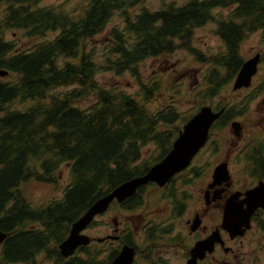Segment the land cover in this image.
Segmentation results:
<instances>
[{"label": "trees", "instance_id": "16d2710c", "mask_svg": "<svg viewBox=\"0 0 264 264\" xmlns=\"http://www.w3.org/2000/svg\"><path fill=\"white\" fill-rule=\"evenodd\" d=\"M3 1L10 9L0 20V70L14 79L0 77V238L5 236L0 264H39L42 255L56 264H110L123 246L139 249L130 230L118 241L80 247L68 259L59 245L100 198L161 162L182 130L179 124L185 125L201 107L225 109L210 132L208 145L214 153L221 146L213 137L248 116L255 95L217 105L213 99L238 76L245 62L241 54L245 40L260 33L264 45V0H162L154 10L145 5L147 0H89L74 14L60 7L40 8L41 0ZM227 8L231 9L227 15L216 12ZM115 17L122 26L112 27L99 55L90 43ZM209 23L216 24L223 51L206 56L190 44L195 30ZM14 29L38 42L19 49L4 38ZM55 32H59L56 37L46 39ZM179 49L190 51L209 67L205 88L196 96L202 105L188 116L175 105L178 87L167 89L161 79L142 83L138 74L141 63ZM102 72H130L140 89L135 95L108 89L98 80ZM165 92L171 93L170 101L155 108ZM84 103L89 105L83 108ZM17 104L25 107L15 108ZM149 144L158 152L145 159L143 149ZM240 156L247 163L246 171L264 180V140H251ZM64 165L69 166L71 184L62 199L41 205L27 200L23 184H56ZM200 173L195 167L181 173L182 188L176 191L173 179L163 190L165 197L180 196L184 208L190 199L185 188ZM145 190L139 189L121 207L141 208ZM253 221L264 240V210ZM155 233L156 228L145 233L149 253L154 250ZM103 248L108 251L105 256Z\"/></svg>", "mask_w": 264, "mask_h": 264}, {"label": "rangeland", "instance_id": "374dc122", "mask_svg": "<svg viewBox=\"0 0 264 264\" xmlns=\"http://www.w3.org/2000/svg\"><path fill=\"white\" fill-rule=\"evenodd\" d=\"M162 0H147L145 5L151 10L157 9L161 5ZM89 0H41L40 8L60 7L62 10L69 13H77L79 9L84 7ZM231 11L230 8L219 9L218 14L227 15ZM1 20V19H0ZM122 22L118 18H113L107 30L97 35L90 47H94L95 51L102 53L106 48L107 35L113 26ZM59 33H57L58 35ZM6 39L16 43L19 49H27L32 47L37 40L26 38L25 32L22 30L14 29L5 32ZM55 33L49 34L46 39H53ZM45 39H39V41ZM192 48L199 53L210 56L223 51V43L219 36L216 34V24L209 23L206 26L195 30L191 40ZM241 54L245 61L253 58L257 54L264 56V45L261 43L260 33L251 34L241 46ZM62 60L60 63L63 64ZM208 66L199 62L195 55L186 49H179L174 54L164 55L154 59H148L138 66L139 80L142 83H148L154 80H163L167 89L178 87L180 93L177 94L175 105L177 109L185 116L197 112L202 105L196 97L205 88L206 77L208 75ZM5 79H14L11 76ZM98 80L105 85L108 89L119 88L130 95H135L139 89L137 79L130 73L124 72L116 75L110 72H102L98 75ZM68 89H61L65 91ZM177 91V90H176ZM255 95L256 98L249 106L248 116L236 119L241 122L243 126L242 136L235 138L230 128L219 132L213 137L219 140L220 149L214 153L212 146L207 145L195 158L192 167L200 169V177L196 180L190 178V184L186 186L185 190L191 196L186 212L179 218H172L170 204L166 201L163 190L158 187H148L146 190V197L144 205L133 212H126L118 206L112 208L103 216H99L95 220L93 227L88 229L84 234L93 238H103L108 235H115V223L120 225V230H124L120 235L127 234L131 231L132 238L139 248V256L136 264H185L187 260V252L195 243L196 239L205 237L208 233L221 224L222 207L217 204L214 205L206 219L207 232L200 231L197 234H190V227L187 221L194 218V214L204 207V191L207 185L212 181V174L215 167L224 161L229 163L230 172L232 176V187L229 192L236 191L244 192L254 187L258 181L246 171V163L240 159L242 148L251 140L259 139L264 140V63L261 62L259 66V73L255 77L253 85L249 89H243L238 92L233 91V83L226 86L220 95L214 97L213 104L217 105L220 102L235 103L245 101L250 96ZM170 92L163 93L158 98V103L154 107L165 105L171 99ZM89 103H84L81 106L87 107ZM208 106V105H206ZM25 105L17 104L15 108L23 109ZM204 107V106H203ZM202 108V107H201ZM245 131H244V125ZM182 129L185 125L179 124ZM248 126V127H247ZM182 131V130H181ZM158 149L149 144L143 149V157L150 159L157 155ZM182 180H178L177 186L182 188ZM71 184V175L68 165H64L59 174L56 184H44L36 181H29L22 185L21 189L24 196L34 205L45 204L51 200H60L63 198L66 188ZM180 191V190H179ZM156 221L162 225L161 228L167 229L168 226L173 227V231L169 228V233L163 235L162 239H157L153 245L154 250L148 252L149 244L147 243L144 228L150 221ZM119 234V233H118ZM117 240L116 237H112ZM227 246L236 248L239 243H232L228 236L224 237ZM245 250L254 248V246L262 241L264 249L263 237L259 231L254 228L246 237L242 238ZM148 244V245H147ZM152 247V248H153ZM106 249V248H105ZM106 252H108L106 250ZM219 253L215 256L219 261L224 260L223 250L219 249ZM148 253V258L144 259V255ZM143 257V258H141ZM261 259L264 261V252L261 254ZM39 264H56L53 261L46 262L44 256L39 258ZM161 259V260H160ZM149 260L151 262H145ZM162 261V263H160ZM220 264V263H219Z\"/></svg>", "mask_w": 264, "mask_h": 264}, {"label": "water", "instance_id": "95a60500", "mask_svg": "<svg viewBox=\"0 0 264 264\" xmlns=\"http://www.w3.org/2000/svg\"><path fill=\"white\" fill-rule=\"evenodd\" d=\"M261 63V54L244 62L238 76L233 83V91L248 89L253 84L254 77L258 74ZM9 75L6 70H0V77L5 78ZM225 109L217 112L210 106L202 107L184 126L179 136L175 140L172 150L158 164L154 165L149 172L141 177L133 178L110 194L100 198L89 211L73 224L68 238L59 245V251L64 258L72 257L80 247H86L91 243V239L84 234L89 226L95 221V218L105 214L114 202L123 203L133 197L139 188L146 187L149 184H156L160 188L165 187L176 175L186 171L192 164L196 156L207 145L210 139V132L214 124L221 118ZM232 130L236 138H240L243 132V126L239 121L232 122ZM232 176L229 163L224 161L217 165L213 171L212 183L208 186L211 189L205 192L207 196V205L210 204V192L216 188H230ZM223 190L217 189L214 192L213 201L221 198ZM258 210H264V180L245 191H236L226 200L223 208V219L220 229L229 234L231 239L244 237L247 231L252 228L251 220ZM201 225V220L197 217L192 224L191 231L196 232ZM220 229H217L209 237L198 241L191 250V255L187 264H198L199 260H204L207 253H212L217 244L223 247L225 242ZM5 238V236H4ZM4 238H0V245ZM113 239L112 237H108ZM118 239V238H117ZM106 238L97 239V242H103ZM126 249V251H125ZM229 249H226L228 251ZM135 247L125 245L112 262L120 259L118 264H134L136 258ZM123 256V257H121Z\"/></svg>", "mask_w": 264, "mask_h": 264}, {"label": "flooded vegetation", "instance_id": "af4514ba", "mask_svg": "<svg viewBox=\"0 0 264 264\" xmlns=\"http://www.w3.org/2000/svg\"><path fill=\"white\" fill-rule=\"evenodd\" d=\"M10 8H9V5L5 2V1H3V0H0V19L2 18V15L3 14H5L6 12H7V10H9ZM57 33H59V32H55V34H56V36H57ZM55 36V37H56ZM4 38H5V40L6 41H8L7 39H6V35H4ZM255 79V78H254ZM253 82H254V80H253ZM211 143V141L209 142V144ZM241 152H243V148H242V150H241ZM244 154L245 153H243V156H244ZM199 155V154H198ZM241 157V159L246 163V161L244 160V157ZM227 162V161H226ZM247 164V163H246ZM190 168H192V166L190 167ZM190 168L188 169V170H190ZM230 168V167H229ZM213 175V174H212ZM173 179H175V181H174V186H175V189H176V191H179V187L177 186V183H178V180H182L181 178H180V174H178V175H176ZM172 179V180H173ZM171 180V181H172ZM193 180H196V179H193ZM171 181L165 186V187H163V188H160L158 185H156V184H149L148 186H146V187H142V188H146V190H147V188L148 187H150V186H152V187H158L159 189H161V190H165L167 187H168V185H170V183H171ZM262 181V180H261ZM182 182H183V180H182ZM182 182H181V184H182ZM259 182V181H258ZM212 183V181L207 185V187H206V189H205V191H204V195H203V197H204V207L202 208V209H200L198 212H196L195 214H194V218L192 219V220H189V221H187V225L190 227V234H192V235H194V234H197L198 232H200V231H203V232H207V225H206V219H207V217H208V215L210 214V211H211V209H212V207L214 206V205H217V204H219V205H221V207H222V219H223V208H224V205H225V202H226V200H227V198L232 194L231 192H229L230 191V189H231V187H232V184H231V187L230 188H226V186H222V187H219V188H216V189H214V190H212L211 192H210V204H208L207 205V202H206V200H205V192L208 190V186L210 185ZM257 185V184H256ZM255 185V186H256ZM254 186V187H255ZM253 188V187H252ZM139 189H141V188H139ZM138 189V190H139ZM178 189V190H177ZM217 189H221V190H223V192H222V195H221V198L220 199H218V200H216V201H213V196H214V192L217 190ZM251 189V188H250ZM146 190H145V197H146ZM249 190V189H248ZM247 191V190H246ZM138 192V191H137ZM241 192V191H240ZM245 192V191H244ZM177 193V192H176ZM234 193V192H233ZM180 196H178V197H168V198H166L165 200L166 201H168L169 202V204H170V206H169V208L172 210L171 211V216H172V218L174 219V218H179L180 216H182L185 212H186V210H187V208H188V204H189V200L191 199V196H190V199H188L187 200V202H184L183 203V205H184V208H181V201H180V198H179ZM132 198V197H131ZM131 198H129V199H131ZM127 201V200H126ZM220 201V203H218ZM124 203V202H123ZM123 203H118V202H115V203H113L111 206H110V208H109V210L112 208V206H118L120 209H122L123 211H126V212H133V211H128V210H125V209H123L122 207H121V205H123ZM109 210L107 211V212H109ZM259 211V210H258ZM257 211V212H258ZM106 212V213H107ZM256 212V213H257ZM105 213V214H106ZM255 213V214H256ZM105 214H103V215H105ZM255 214H254V216H255ZM103 215H101V216H103ZM254 216H253V218H252V220H251V223H252V228L249 230V231H247V233L245 234V236L244 237H246L247 236V234L250 232V231H252V229L254 228V226H255V223H254V221H253V219H254ZM197 217H199V219L201 220V225L199 226V229L196 231V232H192L191 231V228H192V224H193V221L197 218ZM222 219H221V223H222ZM117 220H114V223H115V225H114V227H115V231H114V233H116L115 235H108V236H105V237H103V238H106V240L105 241H103V242H100V243H105V242H111V241H118L119 239H120V236H122V235H120L121 233H123L124 232V230L122 229V230H120V225H119V223L117 224V222H116ZM95 223V222H94ZM93 223V224H94ZM93 224H91V226H89V228H87V230L88 229H90L91 227H93L94 225ZM155 224H157V225H155ZM220 226H221V224L219 225V226H217V227H215V229L214 230H212L210 233H208L205 237H200L199 239H196V241H195V243L192 245V247H190V249L188 250V252H187V260H186V263L185 264H187V262L190 260V258H191V250H192V248L194 247V245L198 242V241H200V240H203V239H205V238H207V237H209L213 232H215L217 229H220ZM162 227V225L161 224H159V223H156V221H150V222H148L147 224H146V226H145V228H144V233H146L148 230H150L151 228H156V233H155V235H156V238L157 239H162L163 238V235H165V234H168L169 233V228H170V230L171 231H173L174 229H173V227H171V225H170V227L168 226V228L167 229H164V228H161ZM256 227V226H255ZM165 230L166 231V233L165 234H159L160 233V231L161 230ZM256 229H257V227H256ZM86 230V231H87ZM258 230V229H257ZM85 231V232H86ZM220 231H221V235H222V237H223V240H224V242H225V245H224V247L223 246H221L220 244H217L216 246H215V250L212 252V253H207L206 254V257H205V259L204 260H199L198 261V264H256L257 262L259 263V264H264V261L261 259V254H263V252H264V249H263V246H262V241H259L255 246H254V248H251V249H248V251H246L245 250V246L244 245H242L243 244V241H242V238H244V237H239V238H235V239H231L230 238V236H229V234H227L226 232H224V231H222L221 229H220ZM259 231V230H258ZM119 233V234H118ZM128 234V233H127ZM259 234H260V232H259ZM126 235V234H125ZM124 234H123V236H125ZM157 235H158V237H157ZM261 235V234H260ZM88 236V235H87ZM225 236H228L229 237V239L232 241V243H234V244H236V243H239V244H241V245H236V248H232V247H229V246H227V243H226V241H225V239H224V237ZM90 239H91V243L88 245V246H91V245H93V244H95V243H99V242H97V239H100V238H93V237H90V236H88ZM108 237H116V238H118L117 240H113V239H111V238H108ZM103 238H101V239H103ZM264 241V240H263ZM123 248V247H122ZM136 249V248H135ZM219 249H221V250H223V253H224V260H221V261H219L218 260V258H216V254L217 253H219L218 252V250ZM226 249H229L228 251H226ZM104 252H103V256H105L106 254H107V252H106V250H105V248H103L102 249ZM122 250V249H121ZM120 250V251H121ZM136 252H137V254H136V258H135V262H134V264L137 262V258H138V256H139V253H140V251L139 250H137L136 249ZM120 253V252H119ZM118 256V255H117ZM116 256V257H117ZM115 257V258H116ZM115 258L111 261V263L110 264H112V262L115 260ZM161 260V259H160ZM145 262H151V261H149V260H144ZM160 263H162V261H160Z\"/></svg>", "mask_w": 264, "mask_h": 264}, {"label": "bare ground", "instance_id": "6f19581e", "mask_svg": "<svg viewBox=\"0 0 264 264\" xmlns=\"http://www.w3.org/2000/svg\"><path fill=\"white\" fill-rule=\"evenodd\" d=\"M231 130H232V125H231ZM232 132H233V130H232ZM233 134H234V133H233ZM209 189H211V188L209 187L208 190H209ZM207 198H208V197L206 196V197H205L206 202H207ZM221 224H222V223H221ZM220 245H221V244H220ZM221 246H222V245H221ZM125 251H126V249H125ZM191 255H192V257L194 258V254L192 253ZM121 257H123V256H121ZM120 259H121V258H120ZM120 259H118V260L115 262V264H118V262H120Z\"/></svg>", "mask_w": 264, "mask_h": 264}]
</instances>
